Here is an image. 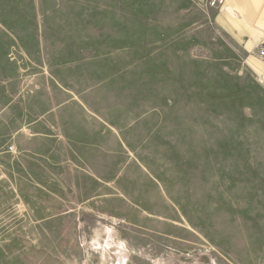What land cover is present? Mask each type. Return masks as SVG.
I'll list each match as a JSON object with an SVG mask.
<instances>
[{
	"label": "rangeland",
	"instance_id": "obj_1",
	"mask_svg": "<svg viewBox=\"0 0 264 264\" xmlns=\"http://www.w3.org/2000/svg\"><path fill=\"white\" fill-rule=\"evenodd\" d=\"M207 1L0 0V45L7 33L15 57L24 49L51 67L81 63V76L124 50L166 54L161 33H181L179 82L167 85V99L169 124H183L182 146L165 150L183 211L136 226L49 196L48 180L26 178L35 165L19 163L3 143L0 100V264H264V64L256 56L264 0H224L210 10ZM111 27L121 40L97 47ZM153 68L156 80L162 68ZM63 183L52 181L53 190Z\"/></svg>",
	"mask_w": 264,
	"mask_h": 264
},
{
	"label": "crops",
	"instance_id": "obj_2",
	"mask_svg": "<svg viewBox=\"0 0 264 264\" xmlns=\"http://www.w3.org/2000/svg\"><path fill=\"white\" fill-rule=\"evenodd\" d=\"M187 2L190 7L192 0ZM108 32L97 47L121 40L118 28ZM180 34L161 33L168 40L166 54L147 50L139 58L124 50L110 63L87 66L83 76L81 63L52 68L24 49L20 58L15 57L9 43L12 35H3V143H10L15 160L35 165L32 172L40 171L38 175L29 171L26 178L48 180L49 196H69V204L78 201L88 213L136 226L168 221V216L183 211L169 188L165 152L178 142L181 147L183 141V124L180 128L169 124L173 109L167 99V85L179 82L173 69L180 67ZM158 66L162 69L155 80L153 67ZM139 69L149 77L139 78ZM102 71L114 72L94 78ZM52 181H63L62 188L54 191Z\"/></svg>",
	"mask_w": 264,
	"mask_h": 264
},
{
	"label": "built area",
	"instance_id": "obj_3",
	"mask_svg": "<svg viewBox=\"0 0 264 264\" xmlns=\"http://www.w3.org/2000/svg\"><path fill=\"white\" fill-rule=\"evenodd\" d=\"M224 6V0H208L205 8L207 10L210 9H221ZM256 56L262 61L264 64V38L263 40L256 46Z\"/></svg>",
	"mask_w": 264,
	"mask_h": 264
},
{
	"label": "bare ground",
	"instance_id": "obj_4",
	"mask_svg": "<svg viewBox=\"0 0 264 264\" xmlns=\"http://www.w3.org/2000/svg\"><path fill=\"white\" fill-rule=\"evenodd\" d=\"M244 5V4H243Z\"/></svg>",
	"mask_w": 264,
	"mask_h": 264
}]
</instances>
